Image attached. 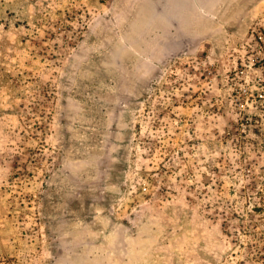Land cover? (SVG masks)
I'll use <instances>...</instances> for the list:
<instances>
[{
  "label": "rangeland",
  "instance_id": "374dc122",
  "mask_svg": "<svg viewBox=\"0 0 264 264\" xmlns=\"http://www.w3.org/2000/svg\"><path fill=\"white\" fill-rule=\"evenodd\" d=\"M264 0H0V264H264V124L228 76Z\"/></svg>",
  "mask_w": 264,
  "mask_h": 264
},
{
  "label": "built area",
  "instance_id": "2783aa9c",
  "mask_svg": "<svg viewBox=\"0 0 264 264\" xmlns=\"http://www.w3.org/2000/svg\"><path fill=\"white\" fill-rule=\"evenodd\" d=\"M246 57L228 76L231 105L244 127L264 124V22L252 29Z\"/></svg>",
  "mask_w": 264,
  "mask_h": 264
}]
</instances>
